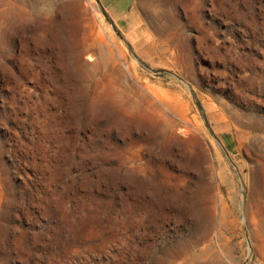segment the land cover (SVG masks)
I'll use <instances>...</instances> for the list:
<instances>
[{"label":"rangeland","instance_id":"obj_1","mask_svg":"<svg viewBox=\"0 0 264 264\" xmlns=\"http://www.w3.org/2000/svg\"><path fill=\"white\" fill-rule=\"evenodd\" d=\"M0 264H264V0H0Z\"/></svg>","mask_w":264,"mask_h":264}]
</instances>
